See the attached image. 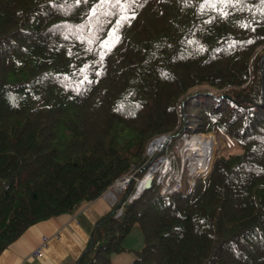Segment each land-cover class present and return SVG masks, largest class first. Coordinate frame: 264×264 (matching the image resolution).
I'll return each mask as SVG.
<instances>
[{"label": "trees", "instance_id": "obj_1", "mask_svg": "<svg viewBox=\"0 0 264 264\" xmlns=\"http://www.w3.org/2000/svg\"><path fill=\"white\" fill-rule=\"evenodd\" d=\"M216 131L240 151L132 196L153 159ZM128 175L69 264H117L135 224L125 264H264V0H0V253Z\"/></svg>", "mask_w": 264, "mask_h": 264}, {"label": "crops", "instance_id": "obj_2", "mask_svg": "<svg viewBox=\"0 0 264 264\" xmlns=\"http://www.w3.org/2000/svg\"><path fill=\"white\" fill-rule=\"evenodd\" d=\"M110 191L115 193V189ZM119 191L116 190V197ZM112 202L108 190L72 212L31 224L3 249L0 264H69L82 253L95 221L111 208ZM38 248L40 256L34 255Z\"/></svg>", "mask_w": 264, "mask_h": 264}, {"label": "rangeland", "instance_id": "obj_3", "mask_svg": "<svg viewBox=\"0 0 264 264\" xmlns=\"http://www.w3.org/2000/svg\"><path fill=\"white\" fill-rule=\"evenodd\" d=\"M119 127L115 125V129L112 130L110 136L115 138L119 144L123 143L125 140V133H119L117 130ZM125 128V127H124ZM130 134L131 130L125 128ZM60 131L62 135H66V131L61 126ZM198 140L211 141L212 150L210 156L208 154V162H198L199 153L196 151H191L190 147L193 142V138ZM203 137V138H202ZM166 137L163 141H160L154 145L150 146V143L147 147V152L149 156H154L156 152L162 151L163 146L166 142ZM191 141V143H189ZM188 143V144H187ZM240 148L237 146L234 141L226 137L223 133L216 131L210 133H194L191 135H185L183 141L178 143L174 148L172 153H165L158 158L153 159L154 161L150 166L144 171L142 176L138 179V184L144 181L148 172L153 170L152 179L157 175V179L162 183V189L167 188V190L183 188L186 189L193 185L194 177L199 173H206L207 169L209 170L212 164L213 159L218 154H230L231 152H238ZM157 157V156H156ZM166 164V166H165ZM124 184L121 186L119 182H115L114 186L111 187V190H122ZM110 195L113 202L116 199V195ZM112 202V203H113ZM144 242L142 231L140 227L135 224L131 230L127 233L123 240V245L125 248L122 251L111 253L110 259L112 262L117 264H124L130 262L132 258L137 254V251L142 247ZM115 261H113V260Z\"/></svg>", "mask_w": 264, "mask_h": 264}, {"label": "bare ground", "instance_id": "obj_4", "mask_svg": "<svg viewBox=\"0 0 264 264\" xmlns=\"http://www.w3.org/2000/svg\"><path fill=\"white\" fill-rule=\"evenodd\" d=\"M203 138V137H202ZM193 142L191 143V141L189 143H191L192 145L189 146L190 147V150L192 151H196L197 153H199V159H198V162H208L209 159L208 158V154L210 156V153H211V148H212V142L211 141H204L203 139L202 140H198L197 138H193ZM157 142L153 143V147L154 145L156 144ZM188 144V143H187ZM153 171V170H152ZM151 170L148 172L147 176H152L153 175V172ZM120 185H122V183H119Z\"/></svg>", "mask_w": 264, "mask_h": 264}, {"label": "water", "instance_id": "obj_5", "mask_svg": "<svg viewBox=\"0 0 264 264\" xmlns=\"http://www.w3.org/2000/svg\"><path fill=\"white\" fill-rule=\"evenodd\" d=\"M166 137V135H161V136H158L156 138H154V140L151 142V144L155 143V142H160V141H163L164 138ZM152 182V176H148L144 179V181H142L141 183H139L137 185V189L135 191V193L132 195V196H136L140 193V191L148 186H150Z\"/></svg>", "mask_w": 264, "mask_h": 264}, {"label": "built area", "instance_id": "obj_6", "mask_svg": "<svg viewBox=\"0 0 264 264\" xmlns=\"http://www.w3.org/2000/svg\"><path fill=\"white\" fill-rule=\"evenodd\" d=\"M165 166H166V164H165ZM129 179H130V175H128V176H124L123 178H121L120 179V182L122 183V184H126L128 181H129ZM159 181V180H158ZM111 195H114L113 193H111ZM46 240V239H45ZM43 245H44V243H43ZM34 255H36V256H40L41 255V248H38L37 250H35L34 251Z\"/></svg>", "mask_w": 264, "mask_h": 264}, {"label": "clouds", "instance_id": "obj_7", "mask_svg": "<svg viewBox=\"0 0 264 264\" xmlns=\"http://www.w3.org/2000/svg\"><path fill=\"white\" fill-rule=\"evenodd\" d=\"M152 141H153V140H152ZM152 141H151V142H152ZM151 142H150V146H152V147H153V144H151Z\"/></svg>", "mask_w": 264, "mask_h": 264}]
</instances>
